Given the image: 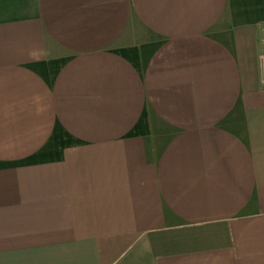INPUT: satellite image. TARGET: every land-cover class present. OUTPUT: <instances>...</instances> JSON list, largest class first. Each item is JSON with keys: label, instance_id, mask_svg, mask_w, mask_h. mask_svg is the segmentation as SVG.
<instances>
[{"label": "crops", "instance_id": "obj_1", "mask_svg": "<svg viewBox=\"0 0 264 264\" xmlns=\"http://www.w3.org/2000/svg\"><path fill=\"white\" fill-rule=\"evenodd\" d=\"M264 0H0V264H264Z\"/></svg>", "mask_w": 264, "mask_h": 264}, {"label": "built area", "instance_id": "obj_2", "mask_svg": "<svg viewBox=\"0 0 264 264\" xmlns=\"http://www.w3.org/2000/svg\"><path fill=\"white\" fill-rule=\"evenodd\" d=\"M260 79L264 88V52L260 56Z\"/></svg>", "mask_w": 264, "mask_h": 264}]
</instances>
